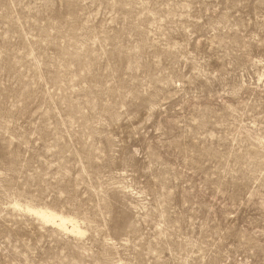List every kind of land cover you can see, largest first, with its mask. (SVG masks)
Masks as SVG:
<instances>
[{
	"label": "rangeland",
	"instance_id": "obj_1",
	"mask_svg": "<svg viewBox=\"0 0 264 264\" xmlns=\"http://www.w3.org/2000/svg\"><path fill=\"white\" fill-rule=\"evenodd\" d=\"M0 264H264V0H0Z\"/></svg>",
	"mask_w": 264,
	"mask_h": 264
},
{
	"label": "bare ground",
	"instance_id": "obj_2",
	"mask_svg": "<svg viewBox=\"0 0 264 264\" xmlns=\"http://www.w3.org/2000/svg\"><path fill=\"white\" fill-rule=\"evenodd\" d=\"M35 212L39 214L45 221H50L52 223H55L56 219L58 218L59 225H64L65 220L62 217H58L57 215L44 210H38Z\"/></svg>",
	"mask_w": 264,
	"mask_h": 264
}]
</instances>
